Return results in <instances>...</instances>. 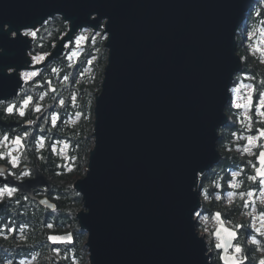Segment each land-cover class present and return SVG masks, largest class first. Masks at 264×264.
I'll use <instances>...</instances> for the list:
<instances>
[{
  "label": "water",
  "instance_id": "1",
  "mask_svg": "<svg viewBox=\"0 0 264 264\" xmlns=\"http://www.w3.org/2000/svg\"><path fill=\"white\" fill-rule=\"evenodd\" d=\"M258 1L0 0L2 75L9 66L24 70L34 43H12L11 31L39 30L59 17L77 31H100L93 28L99 21L108 35L95 144L85 177L73 186L83 201L76 219L88 236L90 264H213L192 213L203 208L201 177L223 159L221 130L232 122L231 89L245 67L238 35ZM63 43L38 70L62 57ZM19 95L0 91L5 103ZM18 125L0 120L3 129ZM31 169L34 178L20 182L0 165V186L55 212L54 202L36 197L40 189L51 192L53 183ZM69 234L71 243L48 241L73 245L72 232L49 236Z\"/></svg>",
  "mask_w": 264,
  "mask_h": 264
},
{
  "label": "trees",
  "instance_id": "2",
  "mask_svg": "<svg viewBox=\"0 0 264 264\" xmlns=\"http://www.w3.org/2000/svg\"><path fill=\"white\" fill-rule=\"evenodd\" d=\"M257 10L261 13L260 17L255 15ZM260 19H264V0L257 2L238 35V53L246 60L244 61V71L236 77L233 88L241 84H252L259 88V82L264 80V63L261 62L259 55H251L248 50V46L254 41L264 40V37L258 31ZM66 26L68 27L59 17L49 20L37 32V38L34 40L31 52L33 54L45 51L52 53L55 49L52 45L59 43L61 40L60 35ZM249 32L253 33L251 40L248 38ZM91 33L92 31L90 30L85 32L86 35ZM71 50L74 51L75 49ZM69 54L70 50L67 49L59 60L39 70L41 76L25 84L19 97L12 102V104L18 105L23 96L30 95L33 97L34 103L41 105L42 111L40 113L32 111V106H30L23 118L18 115L7 116L3 109L8 103L0 105V120L5 123L19 124L18 127L13 128L15 133L21 132L20 135H22L27 132L29 134L28 138L23 142L24 147H22L20 158L22 167L30 165L36 167L53 183L54 187L51 196L53 202L57 205V210L51 212L17 193H12L11 196L5 193L2 196V198L7 200V205L5 208L3 207V210L0 208V215L3 216L0 218V226L14 227L16 231L8 233L7 239H4V236L0 237V264H6L7 260L17 264V259L26 264L89 263L88 250L82 247V243L79 245L76 236V223L78 222L74 217L63 216L60 211L61 208H69L72 205L71 208L74 207L75 209L72 210L76 213L78 206H81L82 203V198L72 187L74 176L69 171L71 165H67V163L68 159L72 160L76 155L75 147L80 141V139L77 140L78 136H83L84 132L89 129L85 121L84 123L86 124L83 123L80 125V130H77V127H75L77 125L76 120L80 119V116L82 120L87 117L85 108L88 107V104L83 101L84 95L88 93V97H90L92 93L91 96H95L93 93L95 90L99 91V93L101 91L104 78L103 68L107 65L106 58L108 55L103 49L102 43L97 39L95 43L87 42L81 48L79 58H74L71 61L72 66H69V61L66 59ZM89 59H91V63L87 62ZM52 67L60 69V72L53 74L51 72ZM65 74L69 77L68 81L63 80ZM98 74H100L99 78L95 82ZM249 76L255 79H245V77ZM48 80L51 81L52 87L56 89L55 92H51V89L45 83ZM41 95H43V99H40ZM60 101H63V105L59 103ZM227 113L231 117L232 122L227 128L222 129L221 132L223 139L219 144V150L223 155L222 162L214 167L211 172L202 176L200 185L202 186L201 197L202 201L205 200V203L203 202V214L213 217L215 212H220L225 220L232 222L230 224L231 227L234 224L244 225L245 227L239 230L237 242L244 249V255L247 257L246 264H258L260 259H264V251L257 250L258 247L264 248V237H257L261 241L260 245H255L251 242L250 236L255 235V233L249 227V222L244 219L240 220V218H243L244 214H248L253 209L251 207L244 208L243 200L238 195L239 192L256 188L257 185L246 180L248 175L253 174L246 163L250 158H244V155L237 151L238 147L245 144V141L237 139V136L255 134V129L264 127V125L254 123L252 132L248 133L240 123V120L243 119L240 115V110L230 105ZM53 114L58 117L55 119V127H53ZM253 119L258 121L260 118L259 116H254ZM29 121L33 122V126L26 127L25 123ZM13 132L10 133L9 129L0 127V135L7 133L12 136ZM233 133H236L237 136H234ZM41 140L44 142L43 146H41ZM57 141L61 143H57ZM66 142H69V144L73 143L68 154L66 153L68 148L65 145H69ZM53 145L55 149L59 150V153L53 152ZM8 150L7 146H0V152L7 154ZM67 155H70V157L68 158ZM251 160L254 161L255 158L253 157ZM62 161L63 164L61 163ZM86 163L88 162L86 161ZM3 164L7 165L10 163L6 159L0 160V165ZM87 168V165L81 167L78 175L83 177ZM240 169H243V172L237 179L243 181V184L240 188L233 189L229 187V181L232 180L231 174ZM60 170L63 171L64 176L59 175ZM59 176L60 178H58ZM64 183L66 184L65 187L63 186ZM229 193L237 194L233 196L234 199L231 204L224 206L223 198L229 196ZM217 197H220V199H217ZM256 199H258V195ZM260 211L259 203H256L255 213ZM48 224L53 225V227L48 228ZM64 229L75 234V243L62 248L51 247L48 235L60 233ZM31 259L34 261L30 262ZM216 260L218 264H221L219 258Z\"/></svg>",
  "mask_w": 264,
  "mask_h": 264
},
{
  "label": "snow or ice",
  "instance_id": "3",
  "mask_svg": "<svg viewBox=\"0 0 264 264\" xmlns=\"http://www.w3.org/2000/svg\"><path fill=\"white\" fill-rule=\"evenodd\" d=\"M255 15L257 17L261 16L259 10L256 11ZM95 20V17H93ZM108 21H105L107 24ZM66 25H70L71 22L65 20ZM260 27L258 31L261 36L264 37V19L259 20ZM99 27L101 31L92 32L91 35H86L85 32L88 30L77 31L74 27H67L64 31H62L60 35V39L64 41L61 45L62 48H66L70 50V54L66 59L69 61V66L71 65V61L75 58H79L80 50L82 47L86 45L87 42L95 43L97 37L101 40H107L108 35L104 30V25L100 24L99 21L93 25V28ZM2 31V28H0ZM255 31V30H254ZM37 29L25 27L23 31L19 29L11 31L10 35L15 39L12 43H26V38H31L35 40L37 38ZM252 32L248 33V38L252 39ZM21 37L25 39H21ZM66 38V39H65ZM55 44L52 45L55 48ZM75 49L72 51L71 49ZM249 53L251 55H259L260 60L264 63V40L254 41L252 44L248 46ZM52 56L51 52L45 51L33 54L32 52L28 53V59L22 62L21 67L24 70L17 71V68L9 66L8 74L2 75L0 74V91H4L6 89L11 88L13 95H19V92L16 91V88H20V91H23V88L20 86L19 81H23L25 84L34 80V78L41 76L40 71L37 69V65L44 64L45 62L50 63L48 61V57ZM244 59V58H242ZM91 63V59L87 61ZM51 72L53 74H58L60 69L56 67L51 68ZM15 73V75H13ZM245 79H255L254 77H245ZM64 81H68V75L63 76ZM15 81V84L13 83ZM47 86L51 89L52 92H55L56 89L52 87V83L50 80L45 81ZM259 88L252 84H241L238 87L231 89V91L235 94V99H231V104L238 110H240V115L243 119L240 120V123L244 130L248 133L252 132L253 124L259 123L264 125V80L259 82ZM40 99H43V95H41ZM63 105V101L59 102ZM5 104L4 99H0V105ZM32 106V111L36 113H40L42 111L41 105L39 103H34L33 97L30 95H25L22 97L20 103L12 104L8 103L4 107L3 111L5 115H18L19 117H25L26 111L29 107ZM254 116H259V120L256 121L253 119ZM55 114H53V127H55V119H57ZM39 119V117H38ZM32 123V121H29ZM28 133L25 132L22 135L18 134L15 136H10L5 133L0 135V146H7L9 150L7 154L4 152H0V160H8L13 168L18 166L19 157L13 155V152L19 151L21 147H24V141L28 138ZM234 136H237L236 133H233ZM237 139H242L245 141L243 146L237 148V151H240L243 154H246L249 157H255V160L249 159L246 163L250 167L253 174H250L246 177L247 181L256 184V188H250L247 191L239 192L241 200H243V207L253 209V212L256 211V203H257V193L259 194V202L264 204V127H257L255 129V134H249L246 136H237ZM41 146H43V140L40 141ZM57 143H61L57 141ZM67 147V145H65ZM53 152H55V146L52 148ZM243 169L237 170L233 172L232 180L229 181V187L233 189L240 188L243 184V181H239L237 178L241 176ZM11 175H15L14 173H10ZM0 175H3V170H0ZM24 175H28V173H24ZM202 175V173L200 174ZM17 189L14 187H9L8 185H4L3 188H0V196H3L7 193L11 196L12 193L16 192ZM237 193H229V199H231ZM220 199V197H217ZM194 218L207 220L208 217L202 216V214L198 211H194L192 213ZM248 215L251 218V226L255 235L250 236L251 242L255 245H260L261 241L257 239V237H264V211L257 212L253 215L252 212H249ZM217 222V227L211 235L214 237V247L218 252L219 260L221 264H244V261L247 257L244 255V249L240 243L234 241L238 240V232L241 228L245 227L242 224H234L232 227H227L226 225L231 224V221L225 220L222 218L221 213L217 212L212 217ZM259 222V226H256V222ZM48 228H52L53 225L48 224ZM16 231L14 227H8L7 225L0 226V235L4 236V239L8 238V233H12ZM49 241L53 243H71L72 237L71 235L66 236H49ZM257 250L264 251V248H259ZM58 251V250H54ZM6 264H13L11 260H7ZM20 264H24L23 261ZM258 264H264V259H260Z\"/></svg>",
  "mask_w": 264,
  "mask_h": 264
},
{
  "label": "rangeland",
  "instance_id": "4",
  "mask_svg": "<svg viewBox=\"0 0 264 264\" xmlns=\"http://www.w3.org/2000/svg\"><path fill=\"white\" fill-rule=\"evenodd\" d=\"M39 31V30H38ZM89 31V30H88ZM101 31V30H100ZM91 35V34H90ZM89 35V36H90ZM97 40L98 41H100V43H102V46H103V49L105 50V52L107 53V55H108V52H107V50H106V48H105V45H106V40H101L99 37H97ZM100 49L102 50V48L100 47ZM240 56H241V54H239ZM242 57V56H241ZM242 58H244V57H242ZM107 60H108V57L106 58V62H107ZM244 61L246 60V58H244L243 59ZM40 65V64H39ZM105 68H106V66L103 68V73H104V71H105ZM99 71H100V69H99ZM99 75L100 74H98L97 75V78H96V81L95 82H97V80H98V78H99ZM93 90H94V88H93ZM94 93V95L95 96H91V94H90V97H88L89 96V94L88 93H86L85 95H84V97H83V101L85 102L86 101V103L88 104V107H86L85 108V111L87 112V117L85 118V120L83 119L82 120V118H81V116H80V119H77L76 120V123H77V125H75V127H77L76 129L77 130H80V125H82L85 121L87 122V125L86 126H88L89 127V129H87L85 132H84V134H83V136H81V135H79L78 136V138H77V140H79L80 139V141H79V144H77V146L75 147V150H76V155H75V157L71 160V159H68V163H67V165H71V167L69 168V171L71 172V174H72V176H74L73 177V179H74V182H73V184H72V187L74 186V184L79 180V179H81V178H84L85 177V175H86V171H87V169H86V171H85V174H84V176L83 177H80V175H78L79 174V169L81 168V167H85L86 165L88 166V164L89 163H86V161L87 162H89V156H90V152H91V150L93 149V147H94V144H95V141H94V137H93V134H94V120H95V114H94V109H95V102H96V95L99 93V91H94L93 92ZM232 99H235V94L234 93H232ZM93 103H94V107H93ZM232 105V104H231ZM233 106V105H232ZM92 107H93V110H92ZM233 108H235L234 106H233ZM93 115V116H92ZM84 124H86V123H84ZM84 126V125H83ZM82 126V127H83ZM92 128V129H91ZM221 132H222V130H221ZM223 136V135H222ZM76 140V141H77ZM222 142V141H221ZM67 143V142H66ZM69 146H67V148H68V150H67V154H68V152H69V149L70 148H72L71 146H73L72 144V142H71V144H69V142L67 143ZM54 153H59V150L58 149H55V152ZM243 154V153H242ZM244 155V158L245 157H247V158H250V159H252L253 157H249V156H247L246 154H243ZM67 157L69 158L70 157V155H67ZM62 164H63V161L61 162ZM63 168H65V167H63ZM62 170V169H61ZM60 170V173H59V175L60 176H64V173H63V171H61ZM78 171V172H77ZM25 173V172H24ZM60 176L58 177V178H60ZM201 183H202V177H201V182H200V185H201ZM64 187L66 186V184L64 183V185H63ZM200 190H201V192H202V186H200ZM53 193V192H52ZM77 193V192H76ZM79 195V194H78ZM233 199H234V197H232L231 199H229V196H226L225 198H223V202H224V206H228L229 204H231V202L233 201ZM204 203H205V200L203 201ZM72 206V205H71ZM71 206L69 207V208H66V207H64V208H61V211H60V214H61V212H62V215L63 216H66L67 215V217L69 216V217H74V219L77 221V219H76V215H77V213H79L81 210H83V201H82V203H81V206H78V210L76 211V213L72 210V209H75L74 207H72L71 208ZM71 209V210H70ZM250 212H252L253 213V215H255L256 213L255 212H253V210L252 211H250ZM200 213L202 214V216H205V217H208V216H206L205 214H203V208L201 209V211H200ZM59 214V215H60ZM74 215V216H73ZM247 220L248 222H249V227H251L252 228V226H251V218H250V216L248 215V214H244L243 215V218H240V220ZM198 220V231H199V233H200V235L201 236H203V237H205L206 238V240H207V243H208V246H209V253H211L212 254V261H213V264H218L217 263V260L216 259H218L219 258V256H218V254H217V251H216V249H215V247H214V243H215V241H214V237L211 235V233H213L214 231H215V229H216V227L218 226L217 225V222L212 218V217H208V219L205 221V220H203V219H197ZM76 225H77V229H76V232H77V234H76V236H77V239H78V241H79V245H81V243H82V247H85L86 248V243H87V240H88V236H87V233H83L82 231H80L79 230V226H78V223H76ZM228 226L229 227H231L230 226V224H228ZM256 226L258 227L259 226V222L257 221L256 222ZM67 232H69V231H66V233ZM88 250V249H87ZM264 253V252H263ZM262 253V254H263ZM88 259H89V257H88ZM17 261V264H20V262H21V260L19 259V261H18V259L16 260ZM34 260L33 259H31L30 260V262H33ZM24 264H26V263H24ZM88 264H90V261H89V263Z\"/></svg>",
  "mask_w": 264,
  "mask_h": 264
},
{
  "label": "flooded vegetation",
  "instance_id": "5",
  "mask_svg": "<svg viewBox=\"0 0 264 264\" xmlns=\"http://www.w3.org/2000/svg\"><path fill=\"white\" fill-rule=\"evenodd\" d=\"M12 102H14V101H12ZM12 102H9V103H12ZM33 126V125H32ZM9 131H10V133L11 132H13V129H9ZM18 134H21V132L20 133H15V132H13L11 135L12 136H15V135H18ZM21 154H22V147L19 149V151H15V152H13V155H16V156H18L19 157V160H18V166L16 167V168H13L12 166H11V164H7L6 166H8L9 167V174L10 173H14L15 175H11L12 177H14L16 180H18V181H25V180H28V179H32V178H34V173H33V170L31 169V168H33L32 167V165H30V166H27V167H29L28 169H26V170H23L22 168V164H21V162H20V158H21ZM255 158V157H254ZM24 172L25 173H28V175H24ZM4 178H5V176H3ZM4 186H0V188H3ZM14 193H17V194H19V191H18V189H17V191L16 192H14ZM13 193V194H14ZM51 194H52V191L51 192H47V190L46 189H40V190H38V191H36V197L37 198H45V197H47L51 202H53V199H52V196H51ZM20 195V194H19ZM257 195H258V199H257V203H259V207L261 208V211H264V204H261L260 202H259V194L257 193ZM21 196V195H20ZM23 197H26V196H23ZM28 198V197H27ZM28 199H30V198H28ZM32 202H34V203H37L38 205H40L37 201H35V200H32V199H30ZM0 205H4V208L6 207V205H7V200H5L4 198H2V196H0ZM41 206V205H40ZM42 207V206H41ZM4 208H2V210L4 209ZM43 208V207H42ZM43 209H45V210H47V211H50L49 209H46V208H43ZM52 212V211H51ZM3 216H1L0 215V218H2ZM67 233H70V232H67ZM51 234H57V235H63V234H66V229H64L62 232H60V233H51ZM50 234V235H51ZM75 235V234H74ZM0 237H3V235H0ZM48 237H49V235H48ZM0 240H1V238H0ZM51 245V244H50ZM66 245H51V247H55V248H62V247H65ZM69 246V245H68ZM217 251V250H216ZM217 254H218V252H217ZM219 256V255H218Z\"/></svg>",
  "mask_w": 264,
  "mask_h": 264
}]
</instances>
